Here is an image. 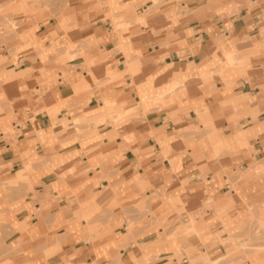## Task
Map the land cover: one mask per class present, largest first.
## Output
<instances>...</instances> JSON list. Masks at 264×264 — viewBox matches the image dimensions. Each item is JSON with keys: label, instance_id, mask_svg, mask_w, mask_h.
<instances>
[{"label": "crops", "instance_id": "crops-1", "mask_svg": "<svg viewBox=\"0 0 264 264\" xmlns=\"http://www.w3.org/2000/svg\"><path fill=\"white\" fill-rule=\"evenodd\" d=\"M263 159L264 0H0V264H264Z\"/></svg>", "mask_w": 264, "mask_h": 264}, {"label": "rangeland", "instance_id": "rangeland-1", "mask_svg": "<svg viewBox=\"0 0 264 264\" xmlns=\"http://www.w3.org/2000/svg\"><path fill=\"white\" fill-rule=\"evenodd\" d=\"M253 167L257 168L259 171L264 170V159L261 160V162L254 163ZM252 211V209L249 210L250 218L253 221V223H251L252 227L246 232L244 236L237 238V243L239 248L244 249L246 254L253 252L252 259L253 261H256V252L261 248V246H264V241L261 239V234H264V224L259 222L258 219L252 215ZM177 230L182 231L180 227H177Z\"/></svg>", "mask_w": 264, "mask_h": 264}]
</instances>
